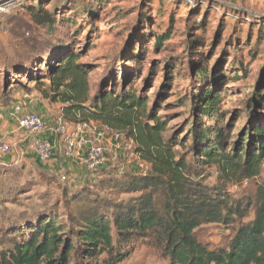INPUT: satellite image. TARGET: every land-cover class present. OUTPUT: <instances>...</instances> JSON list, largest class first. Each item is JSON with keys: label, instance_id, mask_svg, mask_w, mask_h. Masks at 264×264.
<instances>
[{"label": "trees", "instance_id": "obj_1", "mask_svg": "<svg viewBox=\"0 0 264 264\" xmlns=\"http://www.w3.org/2000/svg\"><path fill=\"white\" fill-rule=\"evenodd\" d=\"M45 1L18 0V3L27 4L25 9L31 19L50 30L51 37L60 21L72 26L71 18L79 15L93 18L94 6L102 2L91 0L93 6L86 0L78 3L66 0L62 3L65 5L56 3L49 11L43 6ZM189 2L191 7L201 8V0ZM75 3L80 10L77 6L73 10ZM68 5L73 14L62 20V9ZM237 15L231 17L237 20ZM241 23L251 26L247 20ZM166 40L168 36L157 35L155 46L161 49ZM46 46L45 57L0 60L4 83L1 99L22 90L27 95L38 93L43 100L60 104L63 120L68 124L98 123L121 132L132 142V149L145 164L146 172L115 171L102 175L97 171L101 185L119 195H137L127 201L100 198L89 192L90 183L64 185L62 204L67 208L71 238L66 234L61 236L66 227L53 216L31 223L29 234L20 239L15 236L16 228L11 226L5 232V242L0 244L9 245L0 251V264H90L91 259L105 252L109 255L107 264H118L125 260V253L113 256L116 246L132 239L152 240L170 264H264V184L256 182L253 197L246 203L229 204L222 188H208L197 180L202 167H214L220 179L230 183L259 177L264 159L263 113L251 112L236 143L226 144L230 138L221 125L223 116L219 114L221 98L214 85L216 78L205 68H198L197 80L204 90L194 96L195 122L190 130L195 142L194 157L187 160L175 152V139L164 137L168 124L156 116L155 104L148 108L145 94L125 89L116 92L107 81L92 91L89 68L79 62L80 56L71 50V45L60 39ZM233 66L242 68L240 62ZM18 77L26 79L32 87L26 88ZM263 83L255 94L257 111L264 107ZM229 147L231 150H227ZM249 212L253 218L239 223ZM234 217L238 223L223 246L208 248L197 240L195 232L202 225L221 224ZM73 239L77 240V246Z\"/></svg>", "mask_w": 264, "mask_h": 264}, {"label": "rangeland", "instance_id": "obj_2", "mask_svg": "<svg viewBox=\"0 0 264 264\" xmlns=\"http://www.w3.org/2000/svg\"><path fill=\"white\" fill-rule=\"evenodd\" d=\"M65 1L46 0L43 6L50 11L56 3L65 5L62 4ZM86 1L94 6L91 0ZM185 1L102 0L94 6L96 14L93 18L86 15L71 18L74 20L72 26L60 21L55 27L56 34L51 37L50 30L36 25L31 19L25 9L27 4L0 0V60L45 57L48 42L64 40L73 52L78 53L79 62L89 68L92 91L107 81L109 86L113 84L116 92L125 89L136 90L138 95L145 94L149 99L148 108L155 104L156 116L168 124L164 137H173L177 142L175 152L189 160L194 157L195 143L190 135L195 122L192 105L195 94L204 90V85L197 80L198 68H205L216 78L214 85L221 98L219 114L223 116L221 125L230 138L226 144L236 143L251 112L263 113L264 117V107L255 110L258 105L255 94L264 82V0H201L202 9L191 7L190 0ZM74 5L73 10L76 6L80 10L76 3ZM71 8L69 5L63 7L62 20L73 14ZM235 14H238L237 20L231 17ZM202 19L204 21L198 24ZM243 20L251 22V26L241 23ZM157 35L168 36L161 49L155 46ZM238 62L242 64L241 70L233 66ZM19 80L26 88L32 87L26 79ZM3 86L0 73V92ZM33 94L42 99L40 94ZM1 96L0 101L4 100ZM46 102V109L56 120L60 104H54L53 109L51 103ZM92 124L86 130L91 136L89 140L100 128L98 123ZM124 141L129 140L125 138ZM106 155L110 159L115 153L106 149ZM2 158L0 153V160ZM131 168L134 173L139 172L136 162L119 161L116 165L109 164L107 171L100 173L107 175ZM198 175L197 180L205 187L222 188L229 204L246 203L253 197L256 182L264 184V159L255 180L225 182L214 167H202ZM97 179L96 176L95 182L90 184L89 192H95L100 198L127 201L137 196L119 195ZM63 189L59 180L49 177L33 164L13 167L0 164V244L5 242V232L11 226L16 228L15 236L20 239L29 234L31 223L49 216L66 227L61 236L67 235L70 239L67 208L62 204ZM235 218L221 224L202 225L195 232L197 240L208 248L223 246L232 236L236 223L250 221L253 213L249 212L238 222ZM19 228L22 230L17 233ZM113 237L115 240L114 233ZM72 241L78 245L76 239ZM8 247L4 243L0 245V251ZM116 249L113 256L125 253V260L118 264H170L149 239H132ZM108 258L105 252L89 262L107 264Z\"/></svg>", "mask_w": 264, "mask_h": 264}, {"label": "crops", "instance_id": "obj_3", "mask_svg": "<svg viewBox=\"0 0 264 264\" xmlns=\"http://www.w3.org/2000/svg\"><path fill=\"white\" fill-rule=\"evenodd\" d=\"M46 103L45 100L37 98L34 94L27 95L23 92L8 95V97L0 101V110L2 112L0 120V153L3 155L0 164L12 167L33 164L41 172L69 187L95 182L97 173L99 171H107L109 164L102 166L98 172L91 173L88 171L84 163L86 147L77 151L74 157H66L64 154V136L56 133V120H53L50 116L49 110L46 109ZM15 105L20 107L21 113H33L31 110H34L35 114L39 115L43 120L45 130L39 135H28L20 130L16 116L10 115V110ZM51 107L54 109V104H51ZM60 112L61 110H59ZM59 113H57V116ZM86 133L87 131H84L79 137L84 138L90 144L94 139V133H92L93 139L91 140H89L91 136ZM37 139L47 141L50 144L51 156L49 160L42 161L33 151V143ZM103 145L111 153L120 156L121 153L113 149V142L109 137L104 139ZM1 147H8L9 151L2 153ZM128 171L135 172L132 168Z\"/></svg>", "mask_w": 264, "mask_h": 264}, {"label": "built area", "instance_id": "obj_4", "mask_svg": "<svg viewBox=\"0 0 264 264\" xmlns=\"http://www.w3.org/2000/svg\"><path fill=\"white\" fill-rule=\"evenodd\" d=\"M1 108V106H0ZM10 115L16 116L18 128L28 135H39L45 130V124L41 117L35 113H21L19 106H13L10 110ZM2 112L0 110V120ZM56 133L64 136V154L68 158L75 156L77 151L87 148L84 163L88 171L95 173L106 164L116 165L119 161L125 163L136 162L138 171L142 174L146 172V166L139 159V156L132 150V142L124 141V135L121 132L113 131L107 126H100L94 132L93 141L88 144L87 140L80 138V134L87 130L88 125L77 123L68 124L63 120L61 112L56 118ZM109 137L113 142V149L121 152L119 155H114L110 159L106 155V149L103 145L105 138ZM8 147H1L2 153H7ZM33 151L42 161L49 160L51 156V146L47 141L37 139L33 143ZM123 169L117 170L122 172Z\"/></svg>", "mask_w": 264, "mask_h": 264}]
</instances>
